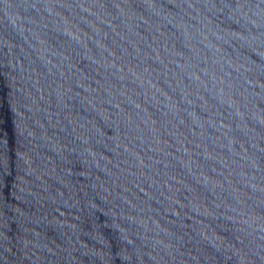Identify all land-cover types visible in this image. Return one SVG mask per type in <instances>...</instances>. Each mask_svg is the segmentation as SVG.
Returning <instances> with one entry per match:
<instances>
[{
	"label": "water",
	"instance_id": "1",
	"mask_svg": "<svg viewBox=\"0 0 264 264\" xmlns=\"http://www.w3.org/2000/svg\"><path fill=\"white\" fill-rule=\"evenodd\" d=\"M0 264H264V0H0Z\"/></svg>",
	"mask_w": 264,
	"mask_h": 264
}]
</instances>
